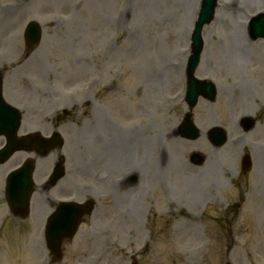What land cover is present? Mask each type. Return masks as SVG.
Returning a JSON list of instances; mask_svg holds the SVG:
<instances>
[{"label": "rangeland", "instance_id": "obj_1", "mask_svg": "<svg viewBox=\"0 0 264 264\" xmlns=\"http://www.w3.org/2000/svg\"><path fill=\"white\" fill-rule=\"evenodd\" d=\"M16 1L23 8L15 19L12 20L8 15L0 16V51H8L10 59H5L10 64L6 66L7 75L11 71L14 74L6 83V98L28 107L26 126L39 127L44 118L61 124L59 131L67 143L62 152L69 157L68 175L60 183L61 187L54 191L55 194L44 192V196H41L39 185L43 180L39 182L37 171L35 181L39 190L34 194L33 206L40 198L46 200L48 195L61 197L65 193H71L72 188H79L81 191L86 185H92L93 189L103 193L102 197H94L98 209L94 216L87 217L89 221L81 229L84 232L79 243L74 246L76 252L73 255H93L95 264H129V256L136 257L139 264H212L223 260L222 250H225L227 253L224 261L235 264L263 262L264 222L261 218H264V210L260 208V202H264V184L259 187L263 195L250 193L245 213L252 218L235 223L226 222L227 232L233 231L226 238L220 237L218 223L196 217L198 212L193 214L194 217L190 216L194 207L188 208L196 205L199 198L194 196L195 200L191 201L187 187L192 184L198 185L197 189L201 188L194 175L196 171L205 169L207 184H216L215 187L220 188L221 184L217 183L220 180H212L209 170L218 169L222 182L227 181V175L231 171L228 169L236 166L229 146L225 148V154L222 151V157L216 156L217 153L213 155L212 151L211 163L208 161L210 165L207 162L197 170H190L187 161L190 152L198 149L197 144L202 147V143L198 141L196 146L190 143L178 147V152L168 156L170 160L163 168L164 174L160 176V180L168 178L162 186L156 188L149 177L142 176L141 180L140 175L138 187L129 191L130 194L133 193L132 197L125 199L123 195L128 190L120 191L122 200L119 203L110 204L107 200V185L109 180L113 183L121 172L113 174L110 163H107V170L98 172L100 178L95 172L100 161L94 160L91 147L99 150L101 157H105L107 148H110L109 142L113 140L110 139L111 131L115 128L121 138L123 133L128 138L134 132L135 135L147 137L148 141L150 137L155 141L157 126L153 123L154 110L159 103L170 101L179 91L180 72H177L178 75L172 69H175L174 64L183 65L180 61L186 53L190 34L188 27L196 0H129L126 12L128 19L125 24L122 21L119 30L113 28V21L114 18L122 17L123 0H0V7L12 6ZM237 2L240 3V0ZM220 8L216 20L204 30L203 60H216H211L214 64L211 71L220 68V65L229 67V73L223 72L222 77L217 75V79L221 85L231 89L237 98L228 104L224 92H220L215 106L208 108L205 105L200 109L208 108L210 115L218 118L219 122L231 125L232 119L242 111L241 102L251 112L255 94L260 98L264 97L260 89L254 93L256 79L260 77L264 80V68L262 58L257 55L255 48L249 46L253 45L250 42L246 44L250 47L248 57L234 58L233 54L238 46L232 40L235 31L233 26L222 23L226 15H222ZM254 9L256 8L251 10ZM30 19L39 20L44 27L42 44L34 59L14 64L16 58L20 59L23 55V26ZM234 68L238 70L234 71ZM163 69L168 79L161 84ZM239 72L245 78L237 85L234 73ZM202 73L208 75L200 69L199 75L203 76ZM96 79L98 83L95 84ZM171 82L174 84L170 87ZM237 86H243L248 91L240 94ZM239 97H242L241 101H238ZM120 105L124 109H119ZM64 106H68L65 108L69 112H73L75 108L67 116L66 122H60L61 116L58 119L49 116L52 110ZM210 115L209 119L212 120ZM144 120V129L138 130L134 125ZM167 122L172 121L165 119L166 128L169 126ZM48 128L50 131L53 129ZM249 138V142L254 140L253 137ZM147 153L141 158L139 165L146 163V157L152 150ZM57 155L59 152L44 159L36 158L40 172L48 175L55 161L54 156ZM19 160L15 157L13 161L0 167V178ZM261 165L264 166V162ZM150 166H154L151 161L147 164V167ZM171 167L175 174L169 179L167 172ZM93 181L97 183H92ZM252 181L251 174L249 182ZM139 187L143 189L141 198H138ZM197 189H194L195 195L199 192ZM117 192L118 189H115V193ZM82 194L84 195L79 198L82 201L87 196L90 197L89 190ZM218 196L220 197L219 193ZM226 201L229 202L227 198ZM257 202L261 209L257 212L260 219L253 217L257 214L253 211ZM40 203L45 205L42 200ZM5 213L6 209L0 207V264H28L30 259L27 256L26 240L30 233H16L14 228L17 222L7 218ZM32 220L33 216L30 224ZM4 221L7 224L2 228ZM25 225L22 223V226ZM35 232L31 228L32 238ZM251 252V261L247 262ZM70 260V255L67 254L66 261ZM82 263L87 264L85 260Z\"/></svg>", "mask_w": 264, "mask_h": 264}, {"label": "flooded vegetation", "instance_id": "obj_2", "mask_svg": "<svg viewBox=\"0 0 264 264\" xmlns=\"http://www.w3.org/2000/svg\"><path fill=\"white\" fill-rule=\"evenodd\" d=\"M264 1V0H263ZM257 3L259 4L260 8H262V10H264V6H263V2L261 0H257ZM27 57H29V55H27ZM257 88H260L261 92L264 94V87H260V85H256ZM28 109V107H27ZM33 109H39V108H33ZM66 113V112H65ZM67 114V113H66ZM180 114L179 110H172L170 111V114L168 115V119L170 121H173L175 119H177L178 115ZM175 116V117H174ZM197 116L198 119L200 121H205L208 118V112L206 109H202V111H198L197 112ZM252 118H253V125L252 128L250 130V133L254 139V141L260 143V141L264 140V97L257 103H255L254 106V110L252 113ZM258 119V120H256ZM67 119L66 118H61L60 122H66ZM31 125V124H30ZM64 125V124H63ZM48 127H53V129L50 131ZM61 124H58V122L56 120H52L49 121L48 118H44V122L40 123V126H27V131H32V132H40L43 133L46 136L51 135L54 131L60 129ZM164 125H163V117L159 118V123H158V130L161 131L163 129ZM246 131L242 132V135L245 133ZM28 133V132H26ZM178 131L173 130L172 133H170V135H168V137L166 138L165 141V145H164V140H163V134H160V139L158 142V145L160 147V149L165 146V150L163 152V154L161 155L159 153L158 155V164H157V168L158 166H160L157 170V183L159 186H162L163 183L167 180L168 177L160 180V176L163 175V168L166 166V164H168L170 158L168 157L169 155H173L174 151H175V147H176V140L175 138L177 137ZM172 139L174 141H171L169 139ZM3 146V143L0 144V148ZM96 152V150H95ZM94 152V153H95ZM17 157V156H16ZM57 157V156H56ZM96 161L100 160V156L95 157ZM21 163L19 162L17 165H20ZM108 164L107 161L101 160L100 163L98 162V165L96 166V170L95 171H99L100 169H108ZM111 169V168H110ZM113 173V171H112ZM169 174V179L172 178V176L175 174L173 172V167H171L169 169V172H167ZM220 176V175H219ZM109 179V178H108ZM219 184H222V181H218ZM229 185H234V182L231 181L228 183ZM225 187L224 190H226V186H227V182H225ZM131 183L124 181L120 187L118 188V192L115 193V189L113 187V185L110 183L109 180V187L107 190V195L110 201V204H113L116 197L121 201L122 200V194L120 195V191H125L128 190L127 193L125 192L123 197L125 199H129V191L131 190ZM45 189H47V192H50V188L46 187ZM94 194L96 196L102 197L103 193L100 192V190L97 191V189H94ZM55 194V192H54ZM63 194V193H62ZM64 195V194H63ZM49 199L46 201V207L48 208L49 212H46L45 214H38L36 215V221H35V226L38 228L36 230V232L34 233L33 238L31 237V247H32V251L34 254L37 255V257H40L41 252H43V248L46 247V241L44 238V231H45V226H46V222L47 219L49 217V215L54 211V209L57 207V204L52 202V198L50 195H48ZM40 212H42V210H40ZM233 217V219L236 215H232V214H223L221 215V217L219 218L220 220H229L230 217ZM67 250L69 251V253H72L75 251V247H74V239L73 240H69L63 243L62 245V251L63 252H67ZM50 254V253H49ZM64 254V253H63ZM55 256H52L53 260H48L46 259L45 262H43V264H56L55 261ZM58 264V263H57Z\"/></svg>", "mask_w": 264, "mask_h": 264}, {"label": "bare ground", "instance_id": "obj_3", "mask_svg": "<svg viewBox=\"0 0 264 264\" xmlns=\"http://www.w3.org/2000/svg\"><path fill=\"white\" fill-rule=\"evenodd\" d=\"M255 1H257V0H246V2L247 3H249V4H252V3H254ZM233 29H234V35H236V38L234 37V35H232V40L233 41H235V42H237V45L239 44L238 42H239V40H240V37H241V31L238 29V27L236 26V25H234L233 26ZM235 53H237V48H236V50H235ZM233 56H235V54H233ZM132 150V149H131ZM191 185H189V187H187V189H188V191H189V199L192 201L193 199H194V193L193 192H191V187H190ZM187 189H185V190H187ZM195 189V188H194ZM193 189V190H194Z\"/></svg>", "mask_w": 264, "mask_h": 264}, {"label": "water", "instance_id": "obj_4", "mask_svg": "<svg viewBox=\"0 0 264 264\" xmlns=\"http://www.w3.org/2000/svg\"><path fill=\"white\" fill-rule=\"evenodd\" d=\"M207 18H208V16L206 15V13H205V11H204V9L202 10V13H201V16H200V24H203V23H205L206 21H207ZM32 31H35V29H34V27H32ZM38 39V36L36 35L34 38H33V40H37ZM209 86L211 87V85L209 84ZM57 141V140H56ZM27 175H29V177L26 179V184H27V181L29 182V183H31V173H27ZM27 189H28V187H27ZM27 199H28V197L24 200V202H23V207L26 209V207H27ZM78 212L81 214L82 213V211L80 210V206H78ZM87 210H88V208H87ZM71 211H68V213H70Z\"/></svg>", "mask_w": 264, "mask_h": 264}]
</instances>
